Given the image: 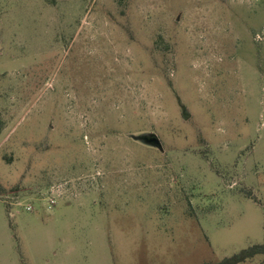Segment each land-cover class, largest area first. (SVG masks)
<instances>
[{
  "label": "rangeland",
  "instance_id": "1",
  "mask_svg": "<svg viewBox=\"0 0 264 264\" xmlns=\"http://www.w3.org/2000/svg\"><path fill=\"white\" fill-rule=\"evenodd\" d=\"M263 241L264 0H0V264Z\"/></svg>",
  "mask_w": 264,
  "mask_h": 264
},
{
  "label": "trees",
  "instance_id": "2",
  "mask_svg": "<svg viewBox=\"0 0 264 264\" xmlns=\"http://www.w3.org/2000/svg\"><path fill=\"white\" fill-rule=\"evenodd\" d=\"M258 256H264V241L262 244L250 246L249 248L244 249L231 257H227L220 262L204 264H242Z\"/></svg>",
  "mask_w": 264,
  "mask_h": 264
},
{
  "label": "water",
  "instance_id": "3",
  "mask_svg": "<svg viewBox=\"0 0 264 264\" xmlns=\"http://www.w3.org/2000/svg\"><path fill=\"white\" fill-rule=\"evenodd\" d=\"M136 140H141L143 142H145L146 144H155L156 147L159 149V150H162V144H161V141L155 137L154 135H149V134H146V135H140V136H136L135 137Z\"/></svg>",
  "mask_w": 264,
  "mask_h": 264
},
{
  "label": "flooded vegetation",
  "instance_id": "4",
  "mask_svg": "<svg viewBox=\"0 0 264 264\" xmlns=\"http://www.w3.org/2000/svg\"><path fill=\"white\" fill-rule=\"evenodd\" d=\"M138 141H140V142H142V143H145V142H143V141H141V140H139V139H138ZM147 145H150V146L156 147L155 144H148V143H147ZM156 148H157V147H156Z\"/></svg>",
  "mask_w": 264,
  "mask_h": 264
}]
</instances>
